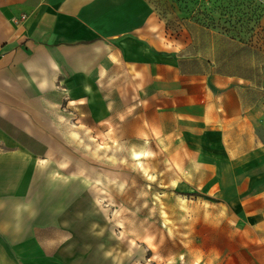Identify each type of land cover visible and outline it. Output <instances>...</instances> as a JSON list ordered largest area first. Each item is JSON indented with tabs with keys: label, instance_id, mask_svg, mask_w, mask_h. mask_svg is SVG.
I'll list each match as a JSON object with an SVG mask.
<instances>
[{
	"label": "crops",
	"instance_id": "obj_1",
	"mask_svg": "<svg viewBox=\"0 0 264 264\" xmlns=\"http://www.w3.org/2000/svg\"><path fill=\"white\" fill-rule=\"evenodd\" d=\"M236 43L172 30L148 0H0V264H51L31 230L46 222L24 190L37 159L25 132L41 129L42 91L66 87L143 91L145 119L185 156L189 183L232 208L235 248L221 258L264 264V50Z\"/></svg>",
	"mask_w": 264,
	"mask_h": 264
},
{
	"label": "rangeland",
	"instance_id": "obj_2",
	"mask_svg": "<svg viewBox=\"0 0 264 264\" xmlns=\"http://www.w3.org/2000/svg\"><path fill=\"white\" fill-rule=\"evenodd\" d=\"M148 1L172 30L211 28L264 50V0ZM87 89L86 95L78 88L42 91V114L33 116L41 129L25 132L37 142L29 147L37 156L29 164L35 175L24 190L32 217L46 222L31 228L44 240L45 260L228 264L219 252L235 248L228 239L232 208L189 183L185 156L173 153L162 130L145 119L144 92ZM178 195L189 199L185 208Z\"/></svg>",
	"mask_w": 264,
	"mask_h": 264
},
{
	"label": "bare ground",
	"instance_id": "obj_3",
	"mask_svg": "<svg viewBox=\"0 0 264 264\" xmlns=\"http://www.w3.org/2000/svg\"><path fill=\"white\" fill-rule=\"evenodd\" d=\"M149 151H147L146 152V155H149ZM151 178H153L152 176H150ZM178 199H179V201H180V203H181V205L185 208L186 207V205H187V201L189 200L186 196H184V195H178ZM206 204L208 205L209 203L208 202H206Z\"/></svg>",
	"mask_w": 264,
	"mask_h": 264
}]
</instances>
